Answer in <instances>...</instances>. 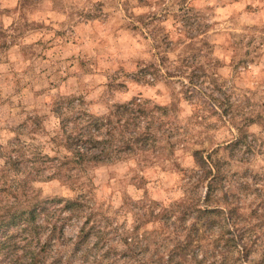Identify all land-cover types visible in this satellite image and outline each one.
I'll use <instances>...</instances> for the list:
<instances>
[{"label": "clouds", "instance_id": "1", "mask_svg": "<svg viewBox=\"0 0 264 264\" xmlns=\"http://www.w3.org/2000/svg\"><path fill=\"white\" fill-rule=\"evenodd\" d=\"M0 264H264V0H0Z\"/></svg>", "mask_w": 264, "mask_h": 264}]
</instances>
